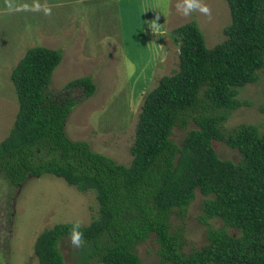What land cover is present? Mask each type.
<instances>
[{"label":"trees","instance_id":"obj_1","mask_svg":"<svg viewBox=\"0 0 264 264\" xmlns=\"http://www.w3.org/2000/svg\"><path fill=\"white\" fill-rule=\"evenodd\" d=\"M226 2L231 22L215 47H207L197 22L178 28L179 68L146 97L130 165L68 136L71 113L97 86L86 76L52 92L61 50L32 48L13 69L19 109L0 142V183L15 191L53 175L82 193L95 192L99 212L81 226L78 252L85 259L78 264H143L137 247L149 240L156 245L155 264H264V125L240 124L231 132L224 126L248 103L240 89L258 82L264 69V0ZM78 90L83 95L74 97ZM176 128L186 131L179 143ZM217 142L239 159H222ZM198 194L205 244L187 250L173 220L186 216ZM71 226L56 224L38 236L39 264H67L60 245Z\"/></svg>","mask_w":264,"mask_h":264},{"label":"rangeland","instance_id":"obj_2","mask_svg":"<svg viewBox=\"0 0 264 264\" xmlns=\"http://www.w3.org/2000/svg\"><path fill=\"white\" fill-rule=\"evenodd\" d=\"M204 2L209 14L195 12L186 17L176 10V0H0V142L11 131L19 109L11 73L27 51L47 47L63 54L52 78V92L59 93L71 81L86 76L97 86L96 93L71 113L68 136L130 165L146 97L162 77L179 68L182 39L178 28L197 22L208 48L226 38L224 30L231 22L228 3ZM165 3L168 9L163 15ZM152 20L162 24L161 32L151 31L148 24ZM259 74L258 82L240 89V99L248 103L225 121L227 132L240 124L264 125V69ZM72 94L83 95L81 90ZM185 133L176 128L173 139L179 143ZM215 149L222 159H239L223 142L215 143ZM203 200L198 194L186 216L173 220L175 226H181L187 250L205 244ZM98 212L95 192L82 193L53 175L33 178L15 191L0 183V264H39L35 243L45 229L76 220L86 226ZM212 223L222 225L221 220ZM60 246L67 264L85 259L83 251L78 252L80 247H71L68 239ZM155 247L152 240L137 247L143 264L156 263Z\"/></svg>","mask_w":264,"mask_h":264},{"label":"clouds","instance_id":"obj_3","mask_svg":"<svg viewBox=\"0 0 264 264\" xmlns=\"http://www.w3.org/2000/svg\"><path fill=\"white\" fill-rule=\"evenodd\" d=\"M176 10L183 16H189L195 12H199L202 14H209L210 9L207 5V3L204 2V0H176L175 3ZM168 5L165 3L161 7V13L164 15L167 12ZM45 13H50L49 8L44 9ZM141 12H143V9L141 8ZM162 24L157 23L156 20H152L151 23L148 24V27L151 29V31L155 34L162 31ZM137 28L140 27V24L136 25ZM68 240L71 247L79 248L83 241V232L81 231V222L79 220H76L72 223L71 228L68 231Z\"/></svg>","mask_w":264,"mask_h":264}]
</instances>
